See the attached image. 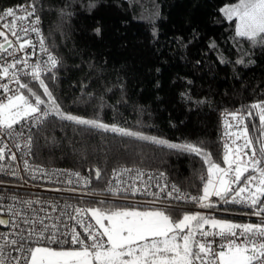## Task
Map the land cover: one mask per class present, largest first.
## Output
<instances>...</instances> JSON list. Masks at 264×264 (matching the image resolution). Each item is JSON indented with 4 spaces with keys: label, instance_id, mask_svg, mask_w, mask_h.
<instances>
[{
    "label": "trees",
    "instance_id": "16d2710c",
    "mask_svg": "<svg viewBox=\"0 0 264 264\" xmlns=\"http://www.w3.org/2000/svg\"><path fill=\"white\" fill-rule=\"evenodd\" d=\"M235 2L0 0V15L21 4L35 6L42 35L58 61L51 73L40 78L64 113L170 142L198 144L225 167L223 114L247 113L251 104L264 101V48L237 37L235 21L221 12ZM21 83L47 101L38 80L27 78ZM20 92L28 95L26 89ZM252 111L247 127L258 151L264 136L256 110ZM33 137L36 163L93 176L96 195L76 198L86 209H178L174 218L196 210L195 205L154 206L104 197L109 175L122 166L164 172L182 190L203 193L201 177H206L207 165L194 154L55 115L44 119ZM212 203L209 216L238 224L264 222V217L251 214V208Z\"/></svg>",
    "mask_w": 264,
    "mask_h": 264
},
{
    "label": "snow or ice",
    "instance_id": "6c2138e0",
    "mask_svg": "<svg viewBox=\"0 0 264 264\" xmlns=\"http://www.w3.org/2000/svg\"><path fill=\"white\" fill-rule=\"evenodd\" d=\"M18 11L24 12L25 15H18L17 11L9 8L0 16V21L11 18L9 22L2 25L6 31H0V37L4 40L0 43V53H8V49L13 47V42L8 39L9 32L17 41H21L19 51L23 52L27 47L34 48L35 45L31 40L23 39L19 35V32H22L24 36H27L29 31L37 34L42 50L47 52L38 27L40 17L35 15V6L22 7ZM221 12L228 21H235L237 37L246 39L253 47L264 48V0H237L235 3L224 6ZM30 17L35 18L28 27H21L18 32V22L28 20ZM96 31L99 33L100 30L96 29ZM15 51L8 54L14 56ZM46 63L48 65L46 68L40 63L31 65V72L24 75H31L34 80L39 81L47 101L33 91L27 83H21L15 71L9 74V70L16 69L18 64L27 66V58L16 59L11 63L5 61V64L0 66V78L11 79L19 85V89H26L28 93L25 95L17 89L15 94L6 97V102H0V133L8 136L15 133L20 136L23 133L16 132L15 126L20 125L22 121L33 120L41 123L49 115H55L79 125L194 154L201 157L207 165L206 177H201L202 195H181L180 189L173 185L172 190L166 193L167 197H172L175 192L177 193L175 199L190 200L201 208H212L214 206L212 197H217L224 203L242 204L253 209L252 215L264 217V140L260 141L257 151L250 138L248 127L244 124L245 117L239 110L226 114L237 122L235 125L237 131H229L234 125L230 124L226 118L224 135L231 139V145L227 142L224 144L223 164L226 167H221L219 163L212 160L211 153L206 152L198 144L172 143L166 139L144 135L115 124L110 126L96 119H85L64 113L44 80L40 78L42 71H51L57 66L58 61L55 56L49 54ZM0 88L5 93L12 91L7 84H0ZM46 104L51 106L50 110L41 108ZM252 110H256L259 117V130L261 136H264V101L251 104L247 112L248 116L253 115ZM239 140H243V143L238 144ZM28 143H31V137ZM6 155L5 147H0V160H3ZM10 158L15 160V154H12ZM130 171L132 170L123 169L118 175ZM75 175L79 177V173ZM95 175L97 179L100 178L99 170ZM116 175L114 173V177ZM128 190L115 189L114 191ZM131 191L135 194L139 189L131 188ZM161 191L164 189L162 188ZM152 195L158 196L157 193ZM20 203L31 208L33 203L38 201H21ZM0 211H7L10 214L9 219L0 218V225L6 227L10 225L13 229L8 234H0V240H3L0 244V264H22V262L23 264H264V222L238 224L198 212H185L182 218H174V212L178 209L170 211L167 208L143 211L135 208H76L74 211L77 215L70 216V219L76 220L83 228L82 237L75 228L69 233L58 235V226L55 223L51 225L46 223V220L50 219L46 212L43 218L37 219L29 218L26 213L22 214L21 210L15 207L0 208ZM39 211L44 209L41 208ZM86 213H90L95 225H99V229L91 223L78 219ZM21 224L25 227L22 228ZM206 225L211 230L206 229ZM69 235L70 240L66 238ZM61 236L65 239H61ZM216 237H219V243ZM64 243L79 245V247L57 249L48 246ZM13 252L18 255H13Z\"/></svg>",
    "mask_w": 264,
    "mask_h": 264
},
{
    "label": "built area",
    "instance_id": "2783aa9c",
    "mask_svg": "<svg viewBox=\"0 0 264 264\" xmlns=\"http://www.w3.org/2000/svg\"><path fill=\"white\" fill-rule=\"evenodd\" d=\"M27 6L29 5L21 4L17 7H12V9L17 11L18 15H25L24 12L18 10ZM34 18L35 17H30L28 20L18 22V32L19 28L28 27ZM10 20L11 18H6L5 20L0 21V31H6L2 25ZM38 27L40 28L41 37L44 39V48L47 49V52L42 50L40 38H38L37 34L29 31L27 36H24L22 32H19V35L23 39L31 40L32 44L35 45L34 48L27 47L23 52L19 51L18 48L21 41H17L16 38L9 32L7 33L8 39L13 42V47L8 49V53L16 50L15 55L13 56L8 53H0V66H3L5 61L11 63L16 59L27 58V66L18 64L16 69L9 70L10 75L13 71L16 72L20 82L24 79L32 78L31 75H24V73L31 72V65L40 63L43 67H48L46 62L48 55L50 54V47L47 39L42 35L43 24L41 19ZM3 42V38L0 37V43ZM5 46L7 47V45ZM54 69L55 68H52L51 71H42L41 76L51 73ZM0 84H7L9 89L12 90L5 93L4 90L0 88V102H6V97L8 95L15 94V90L19 89V85L8 78H0ZM240 112L244 115V124L247 126L250 116H248L244 111ZM227 113L223 114L221 123L222 160L224 154V144L227 142L231 145V139L224 135V121L227 118L228 122L234 125V127L237 123L232 120L231 116H226ZM41 123H37L33 120L22 121L20 125L15 126L16 132L23 133V135L20 136L15 133L11 136L0 133V147H5V151L7 152L5 158L0 160V208L8 209L9 207H15L16 209L21 210L22 214L26 213L29 218L35 217L37 219L43 218L46 212L48 217H50V219L46 220V223L49 225L55 223L59 229L58 235L69 233L71 229L75 228V230L80 232L83 237V228L76 222V220L70 219V216L77 215L74 211L76 208L86 209L80 201H76V198L81 199L82 197L86 198L91 195H96L93 189V176L90 173L82 172L73 168L41 165L34 161L33 132L41 125ZM234 127L229 129V131L235 132ZM29 137H31L30 144L28 143ZM237 143L242 144L243 140H239ZM17 145H19V147H17ZM12 154H15V160L10 158ZM123 169L130 168L122 166L112 170L107 180L105 187L106 194H103L104 197L116 200H130L135 203H148L154 206L198 205L190 200L175 199L177 195L175 192L172 197H167L166 193L172 190L173 185L177 188L179 187L176 183L170 180L168 175L164 172L133 168L130 172L118 175ZM75 173H79V177H77ZM114 173L117 174L115 177ZM161 173L164 175L161 176ZM121 181H123V183H120ZM157 185H159V187H157ZM165 185H167V187H165ZM234 187L237 186L234 185ZM131 188H137L139 191L133 194ZM162 188L164 191H161ZM115 189L129 190L114 191ZM179 189L181 195H199L182 190L181 188ZM152 193H157L158 196H154ZM214 200L217 201V204H235L224 203L217 197H212V202ZM21 201H38V203H33L32 207L29 208L27 205L20 203ZM153 201H155V203H153ZM235 205L246 207L242 204ZM41 208H43L44 211H39ZM9 216L10 214L7 211H0V218L9 219ZM78 219L84 221L85 223L95 225V221L91 218L90 213L79 216ZM21 227L23 228L25 226L21 224ZM95 227L96 229H99L98 225H95ZM206 229L211 230L210 227ZM12 231L13 229L10 225L7 227L0 225V234H8ZM66 238L70 240V235ZM61 239H65V237L61 236ZM215 239L218 243L220 242L219 237H216ZM2 243L3 240H0V244ZM48 246L57 248L63 247L66 249L70 247H79V245H71L70 243H64L62 245L52 244ZM5 251H8V249H5ZM12 254L18 255V253L15 252Z\"/></svg>",
    "mask_w": 264,
    "mask_h": 264
},
{
    "label": "rangeland",
    "instance_id": "374dc122",
    "mask_svg": "<svg viewBox=\"0 0 264 264\" xmlns=\"http://www.w3.org/2000/svg\"><path fill=\"white\" fill-rule=\"evenodd\" d=\"M170 142V141H169ZM172 143H178V142H172ZM196 206V205H195ZM137 210H141V209H137ZM141 211H143V210H141ZM201 213V214H204V215H208V214H206V213H211L212 214V212H210L209 211V209L208 208H201L200 206H196V210H193V211H190V212H188V213ZM211 217H213V218H215V219H220V220H226V221H229V222H233L232 220H230V219H228V218H223V217H220V216H211ZM233 223H235V222H233ZM206 227H209V226H205V228Z\"/></svg>",
    "mask_w": 264,
    "mask_h": 264
},
{
    "label": "crops",
    "instance_id": "0c3cea01",
    "mask_svg": "<svg viewBox=\"0 0 264 264\" xmlns=\"http://www.w3.org/2000/svg\"><path fill=\"white\" fill-rule=\"evenodd\" d=\"M234 130H235V131H237V128H236V127H234ZM53 248H57V247H53ZM57 249H59V248H57Z\"/></svg>",
    "mask_w": 264,
    "mask_h": 264
},
{
    "label": "bare ground",
    "instance_id": "6f19581e",
    "mask_svg": "<svg viewBox=\"0 0 264 264\" xmlns=\"http://www.w3.org/2000/svg\"><path fill=\"white\" fill-rule=\"evenodd\" d=\"M128 201H130V200H128ZM130 202H132V201H130ZM133 203H135V202H133ZM139 203V202H138Z\"/></svg>",
    "mask_w": 264,
    "mask_h": 264
},
{
    "label": "water",
    "instance_id": "95a60500",
    "mask_svg": "<svg viewBox=\"0 0 264 264\" xmlns=\"http://www.w3.org/2000/svg\"><path fill=\"white\" fill-rule=\"evenodd\" d=\"M97 179V178H96Z\"/></svg>",
    "mask_w": 264,
    "mask_h": 264
}]
</instances>
